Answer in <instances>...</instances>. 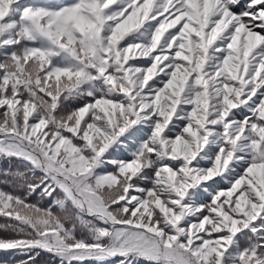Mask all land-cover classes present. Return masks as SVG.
<instances>
[{
	"label": "snow or ice",
	"instance_id": "6c2138e0",
	"mask_svg": "<svg viewBox=\"0 0 264 264\" xmlns=\"http://www.w3.org/2000/svg\"><path fill=\"white\" fill-rule=\"evenodd\" d=\"M0 56V251L264 264V0H0Z\"/></svg>",
	"mask_w": 264,
	"mask_h": 264
},
{
	"label": "trees",
	"instance_id": "16d2710c",
	"mask_svg": "<svg viewBox=\"0 0 264 264\" xmlns=\"http://www.w3.org/2000/svg\"><path fill=\"white\" fill-rule=\"evenodd\" d=\"M14 160V159H13ZM10 160L6 158H0V162L2 163V166H0V191L6 192V193H11L13 195H22V193L19 192L15 182L12 179L11 175H5L4 173L7 172H12L14 171L11 169L9 162ZM30 204H37L41 207H46L45 201H42L39 199L38 194L36 196H33L28 199L27 201ZM8 237H12L15 235V233L10 230V232L7 233ZM40 254H43L44 256H50L49 254H46L44 252H41ZM19 259V258H18ZM20 259L22 260H27V256L20 255ZM9 264H18L17 259H12ZM38 264H51V262H38Z\"/></svg>",
	"mask_w": 264,
	"mask_h": 264
}]
</instances>
